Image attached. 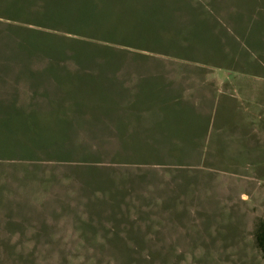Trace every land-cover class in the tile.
Masks as SVG:
<instances>
[{
    "label": "rangeland",
    "instance_id": "1",
    "mask_svg": "<svg viewBox=\"0 0 264 264\" xmlns=\"http://www.w3.org/2000/svg\"><path fill=\"white\" fill-rule=\"evenodd\" d=\"M88 1L0 0V264H263L264 0Z\"/></svg>",
    "mask_w": 264,
    "mask_h": 264
},
{
    "label": "trees",
    "instance_id": "2",
    "mask_svg": "<svg viewBox=\"0 0 264 264\" xmlns=\"http://www.w3.org/2000/svg\"><path fill=\"white\" fill-rule=\"evenodd\" d=\"M62 1L67 2V5H68L67 8L63 10H61L60 8ZM123 1L124 0H108V2H112L113 4L118 3L121 6L123 11L121 13L119 12L120 15L123 14L124 17H126L127 19L132 18V14H131L132 9H129V5H124ZM84 2L85 0H54V6L56 10L58 9L61 10L60 13H65L68 10H70L72 7H75L78 10H82L85 6L88 7V5H90L89 1L88 3H84ZM108 35L110 36V34ZM104 37H107V36H104ZM110 38L117 39V35H115L114 37L110 36ZM106 41H109V40H106ZM136 47H138V45H136ZM252 238H253L254 247L259 252L262 263L264 264V219H259L255 222L253 230H252Z\"/></svg>",
    "mask_w": 264,
    "mask_h": 264
},
{
    "label": "crops",
    "instance_id": "3",
    "mask_svg": "<svg viewBox=\"0 0 264 264\" xmlns=\"http://www.w3.org/2000/svg\"><path fill=\"white\" fill-rule=\"evenodd\" d=\"M254 78V81L257 82V80H259V83H264V76H260V78H258L257 76L253 77ZM249 225V223H248ZM252 226V225H251ZM252 231V228L250 229ZM251 238H252V234H250Z\"/></svg>",
    "mask_w": 264,
    "mask_h": 264
}]
</instances>
